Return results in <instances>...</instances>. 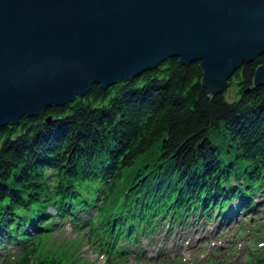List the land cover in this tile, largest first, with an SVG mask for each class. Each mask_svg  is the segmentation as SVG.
I'll list each match as a JSON object with an SVG mask.
<instances>
[{
    "label": "trees",
    "instance_id": "obj_1",
    "mask_svg": "<svg viewBox=\"0 0 264 264\" xmlns=\"http://www.w3.org/2000/svg\"><path fill=\"white\" fill-rule=\"evenodd\" d=\"M178 60L0 127V248L32 246L64 218L103 226L97 236L107 232L115 246L165 216L231 215L232 200L252 206L264 188V85L252 86L264 53L233 72L231 99H208L198 62ZM111 196L117 204L90 224Z\"/></svg>",
    "mask_w": 264,
    "mask_h": 264
},
{
    "label": "water",
    "instance_id": "obj_2",
    "mask_svg": "<svg viewBox=\"0 0 264 264\" xmlns=\"http://www.w3.org/2000/svg\"><path fill=\"white\" fill-rule=\"evenodd\" d=\"M262 53L264 0H0V127L170 57L198 62L210 99Z\"/></svg>",
    "mask_w": 264,
    "mask_h": 264
},
{
    "label": "rangeland",
    "instance_id": "obj_3",
    "mask_svg": "<svg viewBox=\"0 0 264 264\" xmlns=\"http://www.w3.org/2000/svg\"><path fill=\"white\" fill-rule=\"evenodd\" d=\"M233 90L234 86L229 85L228 81V87L224 90L226 99H231ZM47 173L48 170L46 175L49 178L50 174ZM120 185L117 183L116 187ZM113 198L111 196L99 212H94L95 209L90 211V224L96 214L102 215V212L109 211ZM253 198L250 208L237 210L238 200H232L229 205L235 206L236 212L223 215L213 211L207 221L203 215L180 221L165 216L155 225L158 226L157 230L154 229L155 226L153 229L148 227L143 237L131 242H119L122 245L115 246L108 239L107 232L102 237L97 236L103 226L96 225L89 229L85 223L84 226L76 228L73 221L69 220L71 218H64L57 221L49 233L41 236L32 246L21 248L16 243H4L0 248V264H18L29 259L28 253H35L36 256V259L30 260V264H35V261H43L44 264H264V188L258 189ZM112 203L115 206L117 198ZM83 217L85 218V214ZM217 222H229L231 226L221 231L213 230L210 242L197 241L198 233H193L190 242L178 240L175 236L174 231L180 227L189 233L195 223L199 232H206ZM167 228L169 233H174L163 235L158 241ZM182 232L183 229L179 230V233ZM123 245L126 253L121 254L120 246ZM158 247L166 248L169 252L160 253ZM111 248H115L114 256L110 254Z\"/></svg>",
    "mask_w": 264,
    "mask_h": 264
},
{
    "label": "bare ground",
    "instance_id": "obj_4",
    "mask_svg": "<svg viewBox=\"0 0 264 264\" xmlns=\"http://www.w3.org/2000/svg\"><path fill=\"white\" fill-rule=\"evenodd\" d=\"M228 203V202H227ZM243 210V208H238V210ZM94 212H97V210H94ZM240 212H242V211H240ZM233 213V212H232ZM227 215H229V214H227ZM234 215V214H233ZM204 218H205V220L207 221V220H210V216H207V215H204L203 216ZM188 223V222H187ZM187 223H185V224H187ZM184 223H181V225H185ZM231 225H230V223L229 222H225V223H215L214 225H213V227L211 228V229H209V230H207L206 232H203V231H201V232H199V230L197 229V227H196V224L195 223H193V226L191 227V228H193V230H192V232H189V233H186V231L184 230V228L183 227H180L179 229H176L174 232H175V236L178 238V240L179 239H182V240H188V242H190L191 241V239H192V235H193V233H198V235H197V241H201V242H210L211 240L210 239H212V238H210V235H211V233L213 232V230H220L221 231V229H226V228H228V227H230ZM157 228H158V226H155L154 227V229H156L157 230ZM191 228H189L188 230H191ZM181 229H183V232L182 233H179V230H181ZM162 230H164V229H162ZM153 232V231H152ZM174 232H172V233H174ZM177 232V233H176ZM164 234H161L159 237V239H158V241H160V239H161V237L164 235V236H166L167 234H172V233H169L168 232V228L166 229V230H164V232H163ZM215 237H216V234H215ZM163 239V238H162ZM192 243V242H191ZM190 243V244H191ZM198 243V242H197ZM189 244V245H190ZM174 246L175 245H173V249H174ZM158 252H160V253H168L169 252V250H167L166 248H162V247H158ZM126 255V254H125ZM125 255H123V256H125Z\"/></svg>",
    "mask_w": 264,
    "mask_h": 264
}]
</instances>
